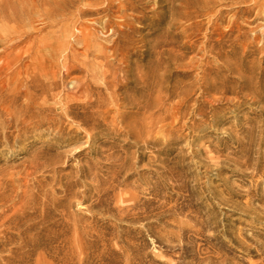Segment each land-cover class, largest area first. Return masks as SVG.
Instances as JSON below:
<instances>
[{
  "label": "bare ground",
  "instance_id": "6f19581e",
  "mask_svg": "<svg viewBox=\"0 0 264 264\" xmlns=\"http://www.w3.org/2000/svg\"><path fill=\"white\" fill-rule=\"evenodd\" d=\"M225 1L234 9L224 7ZM157 23H165L159 36ZM227 42L241 46L243 56L249 48L264 53V0H0V145L9 148L11 140L49 137L22 168L9 173L10 179L0 172V237L17 220L7 213L25 209L34 198L31 192L43 187H56L61 194L43 195V210L48 202L56 205L48 219L62 216L65 203L81 197L86 203L95 199L94 206H104L120 220L144 223L147 234L160 228L165 177L157 169L165 170L166 162L160 155L173 142L170 138L180 137L186 127L191 95L210 79L208 53ZM25 45L32 47L31 52L23 51ZM147 51L148 61L141 65ZM262 60L253 63L255 69L261 68ZM171 69L181 78L173 80ZM259 74L247 79L255 80L256 86ZM244 79L242 75L239 81ZM201 95L202 91L191 106ZM261 95L251 92L244 97L261 104ZM127 107L136 111H125ZM199 115L203 116L201 111ZM100 126L113 140L124 138L119 151L113 150V143L103 142L85 152L102 136ZM195 126L191 121L189 128ZM52 145L58 149L54 155L49 154ZM150 145L159 147L146 164H156L154 182L136 173L145 153L129 150H147ZM81 155L89 157L75 177L57 176L56 165ZM143 186L150 197H141ZM76 187L82 190L75 191ZM34 214H28L29 220H40L30 224L31 230L46 221V215ZM151 217L157 222H147ZM188 227L203 236L212 223L196 219ZM203 237L207 264H232L225 258L231 246L221 242L211 246L214 236ZM132 248L141 250L138 245ZM180 248L185 254L186 245ZM248 250L246 246L241 252ZM129 256L128 262L135 259Z\"/></svg>",
  "mask_w": 264,
  "mask_h": 264
},
{
  "label": "rangeland",
  "instance_id": "374dc122",
  "mask_svg": "<svg viewBox=\"0 0 264 264\" xmlns=\"http://www.w3.org/2000/svg\"><path fill=\"white\" fill-rule=\"evenodd\" d=\"M223 5L234 9V5L227 4V1ZM223 5L215 7L219 9ZM201 20L205 25L206 20ZM164 25L157 23L155 36L163 33ZM183 40L179 39L180 42ZM25 50L29 53L32 47L25 45ZM242 52L241 46L227 42L221 50L208 53L210 79L191 95L186 127L179 133L180 137L173 135L170 138L173 142L164 147L160 155L166 160L165 170L157 169L155 163L146 165L148 158L154 156V151L159 147L150 145L147 150L137 147L129 149L131 152L145 153L144 162L137 165L136 173L139 176L154 182L157 169L165 177L161 189L165 207L160 228H154L152 234H147L144 223L120 220L105 211L104 206H94L95 199L86 203L81 197L69 199L62 216L48 219L49 210H56V205L48 202L43 210L41 201L50 196L59 198L61 194L56 187H43L41 191L31 192L34 198L27 202L25 209L16 215L13 211L7 213L11 215L10 219L17 220L10 223L6 233L0 237V264H207L204 260L207 254L204 235L214 236L215 239L210 240L211 246L221 242L232 247L233 250L225 256L232 264L262 262L264 103L258 104L253 102L251 96H244L251 92H255L256 96L264 95V53L253 48H249L244 56ZM145 56L141 65L147 63L150 51ZM191 56L188 55V58ZM259 58H263L261 68L255 69L253 63ZM171 72L173 80L181 78L173 69ZM257 72H260L259 83L254 86L255 80L250 82L247 77ZM194 74L189 73L190 76ZM242 75L245 79L239 81ZM184 81L191 82V79L184 78ZM201 91V98L195 106H191L192 100ZM127 108L124 110L136 111ZM200 111L203 116L199 115ZM191 121L195 122L194 129L189 128ZM97 130L102 132V136L85 152H92L103 142L113 143L114 151H119L124 145V138L113 140L105 126ZM27 136L30 134L27 133ZM47 138L45 135L36 142L31 139L11 140L9 148L0 145V172L8 174L5 179H10L9 173L22 168L23 163ZM101 149L105 147L101 146ZM56 152V145H52L49 154ZM87 157L81 155L56 165L57 176L75 177L86 166ZM146 188L140 187L143 192L141 197L151 196ZM74 190L81 191L82 187ZM43 195L46 197L43 198ZM90 204H93V208H89ZM29 213L46 215V221L39 224L37 230H31L30 224H38L40 219L30 221L27 217ZM196 219L212 223L211 228L202 231L203 236L187 229L194 225ZM156 220V217H151L147 222L153 224ZM179 225L185 229L181 231ZM39 228H43L42 232H39ZM134 228L143 230V234L131 233ZM184 244L187 247L185 254L180 248ZM137 245L141 246V250L136 252L132 246ZM246 246L250 249L249 253L241 252ZM130 254L135 259L128 262Z\"/></svg>",
  "mask_w": 264,
  "mask_h": 264
}]
</instances>
